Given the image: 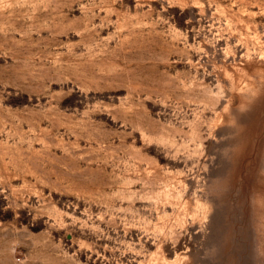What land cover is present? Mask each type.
Wrapping results in <instances>:
<instances>
[{
    "label": "rangeland",
    "instance_id": "1",
    "mask_svg": "<svg viewBox=\"0 0 264 264\" xmlns=\"http://www.w3.org/2000/svg\"><path fill=\"white\" fill-rule=\"evenodd\" d=\"M0 264H264V0H0Z\"/></svg>",
    "mask_w": 264,
    "mask_h": 264
}]
</instances>
